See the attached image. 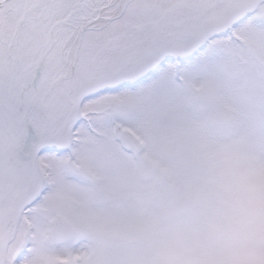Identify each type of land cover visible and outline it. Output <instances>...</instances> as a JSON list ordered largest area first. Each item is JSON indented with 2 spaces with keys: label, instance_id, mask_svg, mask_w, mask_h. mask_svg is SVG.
Masks as SVG:
<instances>
[{
  "label": "snow or ice",
  "instance_id": "obj_1",
  "mask_svg": "<svg viewBox=\"0 0 264 264\" xmlns=\"http://www.w3.org/2000/svg\"><path fill=\"white\" fill-rule=\"evenodd\" d=\"M0 264H264V0H0Z\"/></svg>",
  "mask_w": 264,
  "mask_h": 264
}]
</instances>
